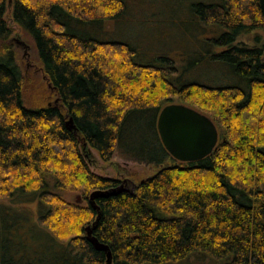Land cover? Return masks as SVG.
<instances>
[{
    "label": "trees",
    "instance_id": "1",
    "mask_svg": "<svg viewBox=\"0 0 264 264\" xmlns=\"http://www.w3.org/2000/svg\"><path fill=\"white\" fill-rule=\"evenodd\" d=\"M127 1L0 0V195L40 205L36 220L1 205L0 264H108L87 238L98 216L89 197L123 181L94 174L91 149L105 162L120 150L160 167L96 200L93 236L109 247L111 264H264V0L196 5L202 22L223 29L214 42L225 47L219 57L230 71L212 86L180 83L172 63H139L134 46L71 27L103 28L122 19ZM11 6L56 103L26 104ZM174 98L218 127V144L201 161L179 162L162 143L158 116ZM71 189L85 205L65 198Z\"/></svg>",
    "mask_w": 264,
    "mask_h": 264
},
{
    "label": "rangeland",
    "instance_id": "2",
    "mask_svg": "<svg viewBox=\"0 0 264 264\" xmlns=\"http://www.w3.org/2000/svg\"><path fill=\"white\" fill-rule=\"evenodd\" d=\"M8 1L13 3V0ZM211 2L212 0H128L122 19L108 20L103 28L77 24L71 27L80 35L104 39V42H122L134 46L138 49L139 63H161L165 67L172 63L176 70L175 78L180 83L194 82L212 86L217 85L215 80L217 83L225 82V74L230 69L219 57L225 47L214 42L220 37L223 29L216 25H206L195 11L196 5ZM11 15L12 6L8 7L6 20L15 30L11 42L17 55V64L23 74L26 104L37 106L56 103L58 97L42 70L34 40L15 25ZM17 40L25 42L29 49L26 50ZM114 63L116 62L113 61ZM170 104L186 105L177 98ZM200 112L210 117L207 113ZM238 122L236 121V124H239ZM89 153L88 164L94 174L127 181L126 184L131 187L152 177L160 169L159 166L133 161L120 150L107 162L103 161L95 150L91 149ZM171 164V161L166 162V165ZM82 194L80 190L71 189L66 190L64 196L71 203L85 205ZM3 204L28 211L34 220L40 210V205L35 200L29 203L10 202L0 195V208Z\"/></svg>",
    "mask_w": 264,
    "mask_h": 264
},
{
    "label": "water",
    "instance_id": "3",
    "mask_svg": "<svg viewBox=\"0 0 264 264\" xmlns=\"http://www.w3.org/2000/svg\"><path fill=\"white\" fill-rule=\"evenodd\" d=\"M17 42L26 50L28 45L20 40ZM158 131L162 143L168 153L177 161L182 163L198 162L210 156L219 141V130L215 122L200 111L183 104L166 105L158 116ZM67 127L76 130L73 119L67 121ZM85 144L84 147H86ZM126 181L112 191L96 190L91 193L89 201L91 206L97 210L98 216L93 223V228L101 218V210L96 204L99 198H106L111 194L126 191ZM87 227V238L97 249L107 252L108 264L112 262V254L107 245L100 243L93 236V228Z\"/></svg>",
    "mask_w": 264,
    "mask_h": 264
}]
</instances>
